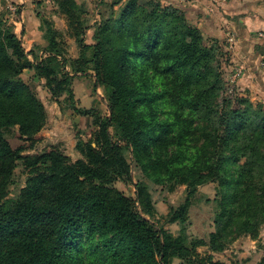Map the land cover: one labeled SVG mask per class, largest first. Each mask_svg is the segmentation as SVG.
Instances as JSON below:
<instances>
[{
	"label": "trees",
	"instance_id": "obj_1",
	"mask_svg": "<svg viewBox=\"0 0 264 264\" xmlns=\"http://www.w3.org/2000/svg\"><path fill=\"white\" fill-rule=\"evenodd\" d=\"M53 1L77 58L42 15L46 44L27 51L0 10V264H223L198 248L220 253L264 228V104L226 93L222 43L182 6L100 0L91 23L84 2ZM26 70L45 81L61 109L92 118L94 133L77 141V160L59 144L34 151L48 112L23 79ZM79 76L93 79L95 93L105 90L108 115L76 105ZM10 132L22 145L13 146ZM136 169L171 193L186 186L185 200L167 216L178 234L156 217ZM209 183L221 190L215 230L207 240L193 238L190 209Z\"/></svg>",
	"mask_w": 264,
	"mask_h": 264
},
{
	"label": "rangeland",
	"instance_id": "obj_2",
	"mask_svg": "<svg viewBox=\"0 0 264 264\" xmlns=\"http://www.w3.org/2000/svg\"><path fill=\"white\" fill-rule=\"evenodd\" d=\"M79 3L88 5L89 18L91 23L97 17V6L100 0H77ZM0 10L5 13L10 25H13L15 32L22 36L24 46L27 51L36 49L35 45H44L45 41L41 39L40 34V18L38 15L45 16L53 22V25L62 35V41L67 49V55L70 58H77L79 49L70 36L68 25L65 17L54 14L55 5L53 0H0ZM24 29V34L22 31ZM235 35V41L229 44L227 36L222 43L225 59L223 61L224 78L226 81V93L230 96L248 97L254 103L264 104V31L256 30L252 38H248L252 42L250 52L252 56H260L258 68L260 73L255 74L257 68H249L245 63L240 62L239 53L234 55L238 49V37L234 31H230ZM92 31L87 35V41H91ZM214 39V38H211ZM245 47H248L247 45ZM238 62V63H236ZM256 64V65H257ZM258 72V71H257ZM23 79L33 88L38 97L44 103L48 112V122L36 143L34 151L40 152L47 149L52 144H59L65 150V153L75 161L80 158V154L76 151V143L79 139L84 141L91 140L94 133L92 118L85 117L74 113L72 110L61 109V105L57 104L49 91L45 88V81L34 76V72L26 70L23 73ZM255 77V78H254ZM76 105L81 108H95L100 111L103 116L108 115L107 103L105 101L106 92L103 88L99 89L98 94L93 91L94 81L91 77L79 76L75 79L74 84ZM63 99V98H62ZM13 146L22 145L23 141L18 138L15 132L7 134ZM22 169H18L20 174ZM136 180L142 179L150 188L155 202L157 214L156 217L166 228L174 235L178 234L180 227L178 224L167 222V216L172 207H177L186 197V186H179L175 192H170L169 187L165 185H157L143 178L140 170H135ZM24 177V176H23ZM18 188L24 186V181L19 182ZM116 186L127 196L135 195V188L132 185L118 181ZM13 188L12 193H17L19 189ZM221 190L215 183H209L198 187V191L194 198L190 209L189 235L193 238L208 239L209 234L215 230L214 215L216 204L214 199L220 197ZM198 252L202 255H212L215 261L223 264H257L264 257V228L258 237L254 238L250 235H243L230 243L228 248L220 253H213L206 246L198 248ZM174 264H181L180 260H175Z\"/></svg>",
	"mask_w": 264,
	"mask_h": 264
},
{
	"label": "crops",
	"instance_id": "obj_3",
	"mask_svg": "<svg viewBox=\"0 0 264 264\" xmlns=\"http://www.w3.org/2000/svg\"><path fill=\"white\" fill-rule=\"evenodd\" d=\"M163 3L182 6L190 19L207 36L224 40L231 30L237 34L240 62L249 68H258L260 56H252L249 41L256 30L264 31V0H162ZM249 38V39H248ZM248 47H245V46ZM238 63V62H236ZM258 63V64H257ZM257 64V65H256ZM264 75V72H261ZM255 78V77H254Z\"/></svg>",
	"mask_w": 264,
	"mask_h": 264
},
{
	"label": "built area",
	"instance_id": "obj_4",
	"mask_svg": "<svg viewBox=\"0 0 264 264\" xmlns=\"http://www.w3.org/2000/svg\"><path fill=\"white\" fill-rule=\"evenodd\" d=\"M235 35L232 32H228L227 41L229 44H232L235 41Z\"/></svg>",
	"mask_w": 264,
	"mask_h": 264
}]
</instances>
